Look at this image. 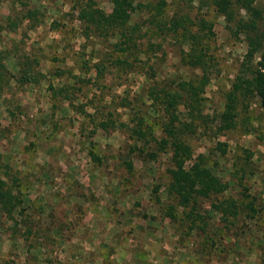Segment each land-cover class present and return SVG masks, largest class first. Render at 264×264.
Returning a JSON list of instances; mask_svg holds the SVG:
<instances>
[{
  "label": "rangeland",
  "instance_id": "obj_1",
  "mask_svg": "<svg viewBox=\"0 0 264 264\" xmlns=\"http://www.w3.org/2000/svg\"><path fill=\"white\" fill-rule=\"evenodd\" d=\"M95 1L105 10L111 9L109 0ZM134 1L142 7L132 13V19L148 24L157 0ZM80 2L32 0V4L45 7L44 22L32 30L22 27L0 34V48L14 51L18 47L38 59V67L47 73L43 81L33 85L18 86L11 80L0 94V153L16 171L24 194L23 214L17 216L20 222L8 221L0 227V264H67L76 254V227L84 223L85 216L99 212H105L114 224L108 233L103 219L94 223V241L87 245L98 248V257L105 258V263L97 264H145V252L149 253L147 264H264V108L257 98L239 111L234 128L217 133L212 121L191 142L195 154H206L208 164L229 182L228 194L240 196L244 186L255 196L260 208L258 221H239L226 237L217 213L204 232L191 228L187 220H170L165 213L172 201L165 192L169 181L167 154L154 161L140 159L129 151L133 140L121 129L98 130L88 138L80 127L82 115L48 88L50 83L60 86L71 81L69 71L81 74L79 65L90 52L98 56L108 52V42L85 39L80 34L75 19ZM257 4L264 7V0H257ZM8 12L9 2L4 0L0 17ZM162 14L167 22H181L177 32H160L151 24L140 37L142 47L149 46L148 55H141L143 67L122 72L120 79L113 72L105 81L113 92L121 94L125 89L133 95L143 92L147 84L143 72L149 65L158 78L172 82L198 75L199 70L181 62L186 48L181 33L182 24L188 26V15L192 19L204 16L213 22L215 31L211 44L218 72L204 93V113L213 120L223 108L224 92L237 74L246 44L229 31L223 16L211 5L199 8L196 2L167 0ZM53 19L60 25L51 30ZM5 64L17 71L13 56L6 58ZM58 72L62 74L53 76ZM85 88L76 91L80 98L75 104L85 100L81 96ZM217 141L227 143L222 156L214 150ZM91 149L99 160L90 159ZM125 159L132 160V169L126 167ZM66 181L74 188L66 187ZM26 225L39 229L32 236V231L24 233ZM206 235L211 239H205ZM108 253H115L117 262L108 261ZM125 253L130 259L124 258ZM81 263L77 258L72 264Z\"/></svg>",
  "mask_w": 264,
  "mask_h": 264
},
{
  "label": "trees",
  "instance_id": "obj_2",
  "mask_svg": "<svg viewBox=\"0 0 264 264\" xmlns=\"http://www.w3.org/2000/svg\"><path fill=\"white\" fill-rule=\"evenodd\" d=\"M6 1L9 2V12L0 17V34L22 27L32 30L44 22L45 7L32 4V0ZM109 1L111 9L107 11L95 0H81L75 17L80 34L85 39L101 38L108 42V52L101 56L90 52L79 65L81 74L69 71L71 81L68 79L60 86L50 83L48 88L82 115L80 127L88 138L98 130L121 129L133 140L129 151L136 152L140 159L154 161L160 154H167L169 181L165 192L172 201L167 204L165 213L170 220H187L191 228L204 232L213 214L217 213L226 237L239 221L254 219L257 222L260 208L256 206L255 196L244 186L240 196L228 194L229 182L208 164L206 154H195L191 140L198 132L211 126L212 121L217 133L234 128L239 111L246 110L252 98H257L264 108V7L258 5L257 0H187L189 4L196 2L199 8L213 6L223 16L229 31L246 44L237 74L224 92L223 108L210 120L209 115L204 113V93L218 72L211 44L215 36L213 22L204 16L192 19L188 15V26L182 24L181 37L186 48L180 59L183 64L199 70L198 75L172 82L169 78H158L154 67L152 69L149 65L143 72L147 74L143 92L131 95L129 90L124 89L118 94L105 80L113 72L120 79L122 72L129 73L143 67L141 55H148L149 51V46L142 47L140 39L143 31L154 24L160 32L169 29L176 33L181 22H167L163 18L167 0H157L148 24L132 19V13L142 7L134 0ZM59 25L53 19L49 27L54 30ZM149 45L154 44L150 42ZM9 56L16 60L15 72L5 64ZM38 66V59L20 52L18 47L14 51L0 48V94L10 86L11 80L18 86L43 81L47 73ZM89 72L93 74L89 75ZM55 74L53 76L62 73ZM84 86L87 88L81 96L85 100H78L75 104L80 98L76 91L81 92ZM214 150L224 155L227 143L217 141ZM95 155L93 149L88 151L90 159L99 160ZM124 163L132 169V160L125 159ZM19 186L16 171L3 161L0 153V227L4 222H20L17 216L23 214L24 194ZM33 227L31 230L26 225L24 233L32 231L33 236L39 229L34 230ZM205 239L211 238L206 235Z\"/></svg>",
  "mask_w": 264,
  "mask_h": 264
},
{
  "label": "crops",
  "instance_id": "obj_3",
  "mask_svg": "<svg viewBox=\"0 0 264 264\" xmlns=\"http://www.w3.org/2000/svg\"><path fill=\"white\" fill-rule=\"evenodd\" d=\"M34 183H32V186L34 185ZM66 187L74 188V184H70L67 182ZM73 196H76V195H72V197ZM105 216H106L105 212H99L96 215L91 214L90 216L87 215L83 218L84 223L82 225L77 226L76 230H75L76 235H74V240H78V242L76 244L77 249H76L75 257L72 259H68L67 264L74 263V260H76L77 258L82 261L81 264H97L99 262L105 263V261H104L105 258H103V256H101L102 258L98 257L99 249L98 248H96V249L92 248L91 249L87 245V244L92 243L94 241L93 233L96 231V225H94L95 221H96V223H99L103 219V221H104L103 223H105L104 227L106 229H108V230H106V232H108V233L111 232L109 228L113 226L112 224H114V222L109 221L110 218H108V215L106 217ZM107 219H109V220H107ZM86 234L89 235V238L84 236ZM107 236H108L107 234L104 235V237H107ZM108 237L112 238V235L108 236ZM81 241L85 242V244L82 245ZM93 254H97V256L93 257L92 256ZM107 255H109V257H110L108 259V261L112 259V261L117 262V257L115 256V253H108ZM146 255H147V258H146ZM70 256H69V258H70ZM81 257H83V259ZM128 257H129L128 253H125L124 258L130 259ZM148 259H149V253L146 254V252H145V258L143 260L145 262V264H147V262L149 261Z\"/></svg>",
  "mask_w": 264,
  "mask_h": 264
}]
</instances>
